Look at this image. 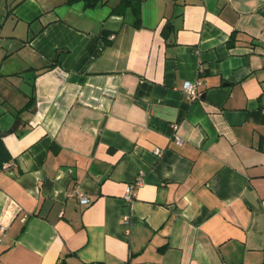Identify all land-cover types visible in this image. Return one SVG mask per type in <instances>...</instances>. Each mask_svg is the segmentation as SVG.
Wrapping results in <instances>:
<instances>
[{"label":"crops","instance_id":"obj_1","mask_svg":"<svg viewBox=\"0 0 264 264\" xmlns=\"http://www.w3.org/2000/svg\"><path fill=\"white\" fill-rule=\"evenodd\" d=\"M85 1L0 0V264H264V0Z\"/></svg>","mask_w":264,"mask_h":264},{"label":"built area","instance_id":"obj_2","mask_svg":"<svg viewBox=\"0 0 264 264\" xmlns=\"http://www.w3.org/2000/svg\"><path fill=\"white\" fill-rule=\"evenodd\" d=\"M197 83L198 81H193L190 79H186L183 81V85H182V92L184 93V95L186 96V98H188L189 100H193L196 99L200 96V92H198L197 90ZM173 127L175 128L176 126L173 125ZM177 140L180 141L179 137L176 136ZM154 152L156 154H160V150L159 149H155ZM3 167L6 168L8 167L7 163L3 164ZM142 181L141 175L138 176V179L136 180V182L134 184H139ZM134 184H130L126 187L125 190V194H124V199L126 201H132L133 199V195H134ZM71 195H76L80 201V203L82 204H87L89 202V199L87 198V196H85L83 194V192H81L80 190H75L74 192L70 193ZM5 230V226L1 225L0 226V241H1V237L4 233Z\"/></svg>","mask_w":264,"mask_h":264},{"label":"trees","instance_id":"obj_3","mask_svg":"<svg viewBox=\"0 0 264 264\" xmlns=\"http://www.w3.org/2000/svg\"><path fill=\"white\" fill-rule=\"evenodd\" d=\"M98 1H100L101 3L106 2V0H86L85 4L89 6H93ZM140 2L141 0H119V3L114 7H112L111 12L123 13L124 9L130 7L135 16L134 24L140 25L141 22ZM10 159H11V155L2 141L1 131H0V168H2L3 164L8 162ZM59 264H66V263L64 260H62Z\"/></svg>","mask_w":264,"mask_h":264},{"label":"water","instance_id":"obj_4","mask_svg":"<svg viewBox=\"0 0 264 264\" xmlns=\"http://www.w3.org/2000/svg\"><path fill=\"white\" fill-rule=\"evenodd\" d=\"M16 123H18V120H17V122H16ZM12 128H16V124H15V125H13V126H12Z\"/></svg>","mask_w":264,"mask_h":264}]
</instances>
